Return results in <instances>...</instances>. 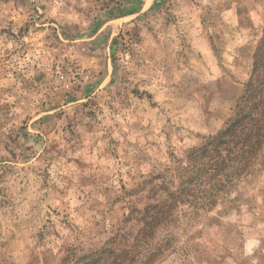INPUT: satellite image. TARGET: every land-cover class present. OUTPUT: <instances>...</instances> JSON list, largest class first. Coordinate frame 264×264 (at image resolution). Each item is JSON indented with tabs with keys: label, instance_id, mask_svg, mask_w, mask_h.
Segmentation results:
<instances>
[{
	"label": "rangeland",
	"instance_id": "1",
	"mask_svg": "<svg viewBox=\"0 0 264 264\" xmlns=\"http://www.w3.org/2000/svg\"><path fill=\"white\" fill-rule=\"evenodd\" d=\"M263 29L264 0H0V264L131 242L229 123ZM217 200L181 204L150 264H264V149Z\"/></svg>",
	"mask_w": 264,
	"mask_h": 264
},
{
	"label": "trees",
	"instance_id": "2",
	"mask_svg": "<svg viewBox=\"0 0 264 264\" xmlns=\"http://www.w3.org/2000/svg\"><path fill=\"white\" fill-rule=\"evenodd\" d=\"M263 149L264 29L253 55L251 74L229 123L187 154L179 187L174 191L163 189L167 198L145 208L131 242L130 235L117 234L103 248L82 257L67 250L61 264H150L156 253H152L149 240L172 221L179 206L213 207L220 193L249 173Z\"/></svg>",
	"mask_w": 264,
	"mask_h": 264
}]
</instances>
